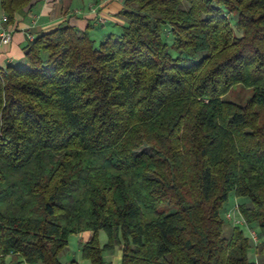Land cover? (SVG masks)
I'll list each match as a JSON object with an SVG mask.
<instances>
[{
  "label": "trees",
  "instance_id": "trees-1",
  "mask_svg": "<svg viewBox=\"0 0 264 264\" xmlns=\"http://www.w3.org/2000/svg\"><path fill=\"white\" fill-rule=\"evenodd\" d=\"M33 2L0 8L9 22ZM118 14L101 39L59 23L0 68V264H64L85 230L89 264L115 245L119 264H257L220 210L246 198L264 243V0H123ZM236 84L244 103L225 98Z\"/></svg>",
  "mask_w": 264,
  "mask_h": 264
},
{
  "label": "crops",
  "instance_id": "crops-1",
  "mask_svg": "<svg viewBox=\"0 0 264 264\" xmlns=\"http://www.w3.org/2000/svg\"><path fill=\"white\" fill-rule=\"evenodd\" d=\"M122 6L123 0H34L29 7L17 11L11 21L2 22L3 26L11 30V38L8 43H0V67L24 64L23 46L30 39L28 35L33 38L59 23L65 22L78 29L90 27L96 39L118 31L124 23V19L118 14ZM1 14L0 8V16ZM75 234L80 242L73 254L75 257L63 263L89 264V260L81 256V245L92 237V231L85 230ZM113 256L108 262L119 264L120 249Z\"/></svg>",
  "mask_w": 264,
  "mask_h": 264
},
{
  "label": "rangeland",
  "instance_id": "rangeland-1",
  "mask_svg": "<svg viewBox=\"0 0 264 264\" xmlns=\"http://www.w3.org/2000/svg\"><path fill=\"white\" fill-rule=\"evenodd\" d=\"M229 20L232 24L234 33L236 35H239L240 31L234 27L233 15H229ZM163 37L167 42L171 41V36L168 31L164 32ZM251 93V87H246L242 84H236L231 89H229V91L225 95V98L236 101L238 103H244V101L251 95ZM247 202L248 200L246 198L237 197L233 194V192L228 195L227 200L223 203L220 210V216L224 221L223 233L224 236L229 237L232 232V228L234 226H238L242 230L243 234L249 238L251 246L249 247L248 252L250 258L257 264H264V243L263 238L259 234L257 224L255 222L246 223L241 213L239 212V204ZM98 240L100 244L106 241V234L104 233V231H98ZM77 244H80V242L78 241L76 234L73 233L69 236L68 239V249L67 247H65L59 255V258L62 262L66 263L67 259L70 260L75 257L73 254L77 249ZM118 249H120L119 246L115 245V247L111 251H105L103 253L104 259L107 261L112 260L114 258L113 255L118 252ZM8 258L9 257L7 256L6 260H8ZM86 262L88 263V260H86Z\"/></svg>",
  "mask_w": 264,
  "mask_h": 264
},
{
  "label": "built area",
  "instance_id": "built-area-1",
  "mask_svg": "<svg viewBox=\"0 0 264 264\" xmlns=\"http://www.w3.org/2000/svg\"><path fill=\"white\" fill-rule=\"evenodd\" d=\"M6 20L5 14H1L0 16V43L5 44L10 41L11 38V30L7 29L5 26H3L2 22ZM28 37L31 39V36L28 35ZM2 68V67H0Z\"/></svg>",
  "mask_w": 264,
  "mask_h": 264
}]
</instances>
